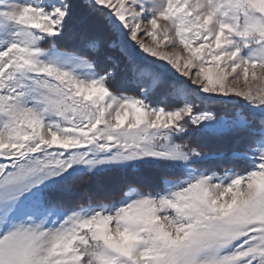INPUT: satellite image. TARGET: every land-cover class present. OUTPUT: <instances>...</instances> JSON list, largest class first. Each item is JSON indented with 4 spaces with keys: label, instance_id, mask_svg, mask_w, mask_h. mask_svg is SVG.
I'll return each mask as SVG.
<instances>
[{
    "label": "snow or ice",
    "instance_id": "snow-or-ice-1",
    "mask_svg": "<svg viewBox=\"0 0 264 264\" xmlns=\"http://www.w3.org/2000/svg\"><path fill=\"white\" fill-rule=\"evenodd\" d=\"M0 264H264V0H0Z\"/></svg>",
    "mask_w": 264,
    "mask_h": 264
},
{
    "label": "trees",
    "instance_id": "trees-1",
    "mask_svg": "<svg viewBox=\"0 0 264 264\" xmlns=\"http://www.w3.org/2000/svg\"><path fill=\"white\" fill-rule=\"evenodd\" d=\"M60 47H65L64 44H61ZM128 94H135L132 91H129ZM182 142H189L193 143V141L186 140ZM118 179L115 176H109L104 179V181L100 184H98L96 181H93L90 185L83 186L80 190V195H83L84 193L88 191L92 192H104L102 189L107 190L111 188H115L118 185Z\"/></svg>",
    "mask_w": 264,
    "mask_h": 264
},
{
    "label": "rangeland",
    "instance_id": "rangeland-1",
    "mask_svg": "<svg viewBox=\"0 0 264 264\" xmlns=\"http://www.w3.org/2000/svg\"><path fill=\"white\" fill-rule=\"evenodd\" d=\"M148 42L151 43L150 39L148 40ZM160 50L165 51V52H170V51H172L171 48H165V47H161ZM177 50H179V49H177ZM102 190L105 191L104 189H102Z\"/></svg>",
    "mask_w": 264,
    "mask_h": 264
}]
</instances>
